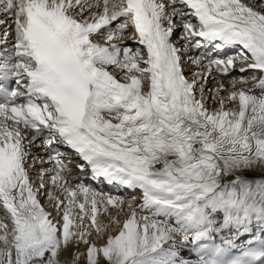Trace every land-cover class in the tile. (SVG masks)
Returning <instances> with one entry per match:
<instances>
[{
    "label": "snow or ice",
    "instance_id": "6c2138e0",
    "mask_svg": "<svg viewBox=\"0 0 264 264\" xmlns=\"http://www.w3.org/2000/svg\"><path fill=\"white\" fill-rule=\"evenodd\" d=\"M5 25L0 208L13 226L0 220V264H61L73 243L88 245L74 264L84 255L87 264H264V242L232 256L244 236L264 238V176H245L264 170V0H0ZM130 28L146 51L124 46ZM177 29L179 47L171 39ZM206 46L238 49L210 59L209 75L213 65L227 75L239 60L241 72L261 73L251 77L257 83L227 96L220 83L205 96L206 77L189 80L181 54ZM203 59L190 58L198 67ZM208 101L219 107L209 110ZM38 140L54 153L47 171L66 200L48 195L62 222L37 199L26 167ZM58 145L77 153L81 171L140 192L139 205L127 201L122 224L110 217L119 230L100 247L88 237L108 227L98 222L101 207L123 212L126 202L69 187Z\"/></svg>",
    "mask_w": 264,
    "mask_h": 264
},
{
    "label": "bare ground",
    "instance_id": "6f19581e",
    "mask_svg": "<svg viewBox=\"0 0 264 264\" xmlns=\"http://www.w3.org/2000/svg\"><path fill=\"white\" fill-rule=\"evenodd\" d=\"M11 20L8 21V24H10ZM195 22V21H194ZM115 25H113L114 27ZM7 27V25L5 26H0V38H2V33L4 31V28ZM14 28L11 27L9 28V31L12 33L8 36L7 38V45L8 46L10 43L14 44V40H12L13 34H14V30L12 29ZM131 29V28H130ZM130 29L124 34V39L126 41L124 46H130L132 49H135L138 46L136 43H134L130 37L132 36ZM180 36V30L177 29L176 33L171 37L172 42L175 43L178 47L181 46L182 41H180L179 39ZM95 42H100L103 43L104 41L102 39H100V37H93ZM115 42H119V41H115ZM13 46V45H12ZM141 48V47H140ZM206 47H202L199 50L197 49H185L182 52V61L184 60H188V63L186 65L183 66L184 69V73L185 76L191 80L193 79V73L195 72H201L203 73V75L206 77V79H203L200 81V83H202L205 86V96H212L215 95V90L217 89V87L219 86L220 83H223L225 85V89L223 91H221L219 93L220 96H227L229 94V92L233 91V90H240V89H248L250 88V86L252 85V83H254V81L251 79V77H253L255 75L254 72H251L249 75H241L240 71H239V67L237 66L238 64H242L241 68L246 67L245 63L240 62L239 60L236 61L235 63V67L230 69V71H233L234 69H236L238 71V76L237 74H230V71L227 75H221L220 73L217 72L215 66H212L211 69V75H209L208 72V61L210 59H216L221 57L222 55H220V53H217V56H215L213 58V54L206 52ZM199 56H203V63L200 67H198L197 65L191 63L190 58H194V57H199ZM228 55H226L225 57H221V58H226ZM189 72H192L191 75H188ZM190 77V78H189ZM119 78V75H118ZM241 79H246L248 82L247 83H235V85H233V81H240ZM252 80V81H249ZM210 90V91H209ZM226 92V93H225ZM258 94V93H257ZM216 103L215 107H211V109H215L219 107V104L217 101H208L207 106L209 107L210 105ZM235 105L232 103H228L226 104L227 108H232ZM41 142L38 140L36 141V143L34 145H32L31 148L28 149L29 151V158L26 161V166L28 168V173H29V177L30 180L32 178L35 177H39L38 180H40V182L33 183L32 181V185L34 190L35 189H39V192H43L42 194H44V196H40L41 193L37 192V199L40 201L41 205H42V199L45 198V203L47 205V207H44V209L48 212H50L52 215L50 218H52L54 220V222L57 221H61V216L57 214V210L54 208L53 206V201L51 200V198L49 197L48 193L49 191L55 193L56 195H58L60 197V199L62 200H66V194L58 191L55 186L50 182V176L52 175L51 172H48L47 170L52 169L54 167V162H51L49 160V156L53 155L51 154L46 148H43L40 146ZM56 148L59 150L60 153H62L63 151L67 150L68 146L66 145H58L56 146ZM77 153L75 152V156L69 157V158H64L61 157V159L64 161L65 164H67L68 166V172H67V184L69 187H76L77 185H85L90 187L94 192L102 194L103 196L107 197V196H112V197H116V198H123L125 200V205H124V210L123 212L118 211V209L109 206V213L105 214L103 212V208L101 207V211L100 214L98 215V222L101 225H105L108 226L107 229L104 231V233L102 235H98L95 231L94 228L90 229V232L95 231V233H93L94 235L97 234L96 237L101 238L104 243L106 242V239L108 237V235H115L118 230H119V225L115 224V223H111L110 224V217H115L116 219H118L120 221V224L123 223L124 219L126 218V213H130V209L127 206V201L132 200L130 199V197L133 195L132 192H136L135 193V200L133 202V206L139 205L141 202L140 199V192L139 191H133L131 189H127L125 186L122 185H118L117 188L119 189L116 192H112L109 190H106V192H104L102 189L96 188L95 186H93V184L91 183V181H89L88 179L90 178L89 173L87 172L88 169L86 168L84 171H81L77 165L83 163L82 160L78 161L77 159ZM74 163H77V165H74ZM255 173V172H254ZM245 176L248 178H253L256 177V175H254L253 173H251V171H246L245 172ZM44 180H48L47 185H45ZM37 186H35V185ZM43 184L44 187L41 188L40 185ZM102 184V183H101ZM45 191V192H44ZM78 200L83 201V195L79 194L77 197ZM44 205V204H43ZM78 211V210H77ZM3 214H0V220L1 218H6L5 216H7V218L10 220L8 214L1 208V211ZM7 219V220H8ZM11 221V220H10ZM8 221V222H10ZM11 223V222H10ZM85 226H87L89 224V220L86 219L84 221ZM13 226V225H12ZM12 228V227H11ZM11 230V229H9ZM258 233V232H257ZM252 237L251 236H244L243 238H241L240 240L237 241V244H241L246 240H250ZM264 239V238H263ZM96 240V238H95ZM94 242V241H93ZM98 247H100L101 244H97L95 243ZM86 253V251L84 252ZM182 255L187 258V259H191V260H196L193 252L189 253L188 251H184L182 253ZM85 257L86 255L81 257V261L79 264H82V262H85ZM74 259V257H73ZM70 259L68 261L67 264H74V260ZM79 261H75V264H78Z\"/></svg>",
    "mask_w": 264,
    "mask_h": 264
},
{
    "label": "rangeland",
    "instance_id": "374dc122",
    "mask_svg": "<svg viewBox=\"0 0 264 264\" xmlns=\"http://www.w3.org/2000/svg\"><path fill=\"white\" fill-rule=\"evenodd\" d=\"M7 43H9V42H7ZM11 44V43H10ZM9 44V45H10ZM7 45V44H6ZM8 45V46H9ZM237 71V70H236ZM192 74V72H189V74L188 75H191ZM234 74H237V76H238V71H237V73H234ZM190 78V77H189ZM226 93V92H225ZM216 106V103H214V104H212V105H210L209 106V109H211V107H215ZM255 172V173H254ZM251 173H253L254 175H256V177H253V178H260V177H262V176H264V170H262V169H260V168H257L256 170H254V171H251ZM38 178L39 177H35L33 180H32V182L33 183H35V181H36V183L38 182H40V180H38ZM46 182V183H45ZM47 182H48V180H44V183H45V185H47ZM35 185V184H34ZM35 186H37V185H35ZM45 192V191H44ZM38 193H41L40 194V196H44V194H42L43 192H39L38 191ZM136 193V192H135ZM135 193L134 192H132V196L130 197V199H132L134 196H135ZM42 206L43 207H47V205H46V203H45V198H43L42 200ZM44 204V205H43ZM0 214H3V213H0ZM6 218H1V220H3V221H5L7 224H8V228L9 229H11V227H12V222L7 218V216H5ZM8 219V220H7ZM8 221H10V222H8ZM89 223H90V221H89ZM90 230V229H89ZM93 233H95V231H92ZM91 232V235L88 237V239H89V241L91 242V243H97V244H101L100 246H102L103 244H104V241L101 239V238H99V237H96L97 236V234H93ZM95 238H96V240H95ZM94 241V242H93ZM87 247H88V245L87 244H84V243H80L79 245H76L75 243H73V244H70L68 247H67V249L66 250H62L61 251V253H60V255H59V259H60V261H61V264H67L68 263V261L70 260V259H73V257H74V255H75V253H77V252H79V253H84L85 251H86V249H87ZM82 257V256H81ZM74 260V259H73ZM79 262H78V264L80 263V261H81V258L78 260ZM85 262H82V264H87V261H86V257H85V260H84ZM101 264H106V262H104L103 260H102V262H101Z\"/></svg>",
    "mask_w": 264,
    "mask_h": 264
}]
</instances>
